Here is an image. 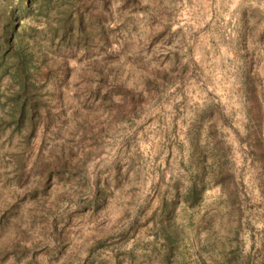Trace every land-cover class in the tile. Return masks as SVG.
I'll list each match as a JSON object with an SVG mask.
<instances>
[{
  "label": "rangeland",
  "instance_id": "rangeland-1",
  "mask_svg": "<svg viewBox=\"0 0 264 264\" xmlns=\"http://www.w3.org/2000/svg\"><path fill=\"white\" fill-rule=\"evenodd\" d=\"M262 261L264 0H0V264Z\"/></svg>",
  "mask_w": 264,
  "mask_h": 264
},
{
  "label": "trees",
  "instance_id": "trees-1",
  "mask_svg": "<svg viewBox=\"0 0 264 264\" xmlns=\"http://www.w3.org/2000/svg\"><path fill=\"white\" fill-rule=\"evenodd\" d=\"M72 22H70L68 28L66 29V32H71L73 30V26L76 25V26H79L80 23H81V18H77V17H74L73 19H71ZM74 24V25H73ZM19 98V104H18V118L17 119H20L22 116H24L25 112L28 110V111H31V113L33 112V105H32V102L29 100V98L27 97V94L26 92L24 91V89L22 88L19 93H18V96ZM26 107L28 109H26ZM260 264H264V261H262Z\"/></svg>",
  "mask_w": 264,
  "mask_h": 264
}]
</instances>
